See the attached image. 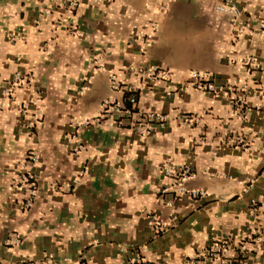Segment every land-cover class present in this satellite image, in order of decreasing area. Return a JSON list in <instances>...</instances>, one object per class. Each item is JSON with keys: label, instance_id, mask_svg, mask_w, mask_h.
Segmentation results:
<instances>
[{"label": "crops", "instance_id": "0c3cea01", "mask_svg": "<svg viewBox=\"0 0 264 264\" xmlns=\"http://www.w3.org/2000/svg\"><path fill=\"white\" fill-rule=\"evenodd\" d=\"M217 1L0 0V261L264 264V0H234L242 31ZM154 65L169 76L148 81ZM112 73L141 87L132 114L103 107L127 97ZM143 111L168 120L139 133ZM184 163L182 191L167 169ZM25 171L38 185L27 209Z\"/></svg>", "mask_w": 264, "mask_h": 264}, {"label": "built area", "instance_id": "2783aa9c", "mask_svg": "<svg viewBox=\"0 0 264 264\" xmlns=\"http://www.w3.org/2000/svg\"><path fill=\"white\" fill-rule=\"evenodd\" d=\"M72 9L77 6V0H71L70 2ZM71 9V10H72ZM214 10L219 13L227 14L231 16V18L236 22L237 27L240 31L244 30L249 24L244 19V9L234 0H218L214 4ZM263 31L264 32V24ZM153 42L152 36L148 35L146 38H144V45H150ZM252 60L251 57H247L245 61ZM162 73L161 75L164 77L169 76V71L164 70L162 67L158 65H154L150 67L147 70V79L148 81L150 79H154L159 73ZM192 76L194 78L193 84L198 86L199 88L209 90L212 92H220L222 90L221 86H218L217 84L210 82L207 80V75L200 71H193ZM26 76L22 72H16L15 75L6 80V84L2 88V94L5 96H10L15 87L23 82L25 80ZM139 79V78H138ZM109 83L114 90H123L125 93L126 100L125 104L118 102L115 99L108 98L103 102V107L105 108V111H111L112 109L116 111H124L127 114H132L134 112V107L136 106L138 102L137 98V88L141 89V87H134L132 84H127L120 80L114 73L110 74L109 76ZM181 118L184 123L192 124L195 121V117H193L190 114H183L181 115ZM168 120V116L162 112L159 111H143L139 114L138 119L136 120L135 126L136 130L139 133L142 134H149L153 131H155L157 128L162 127L165 125L166 121ZM29 126H32L30 123ZM37 156L33 155V159L37 160ZM167 171L170 173H175L176 177L178 179V185L181 187V190L183 189V183L188 178L193 177L195 175V171L193 167L188 164L184 163L179 165L178 167H169ZM19 185L22 188H25L26 192L23 198V207L25 209L30 208L37 195V181L34 176V174L30 171H25L20 176ZM202 191H191L193 194H200ZM153 219L155 223L157 224V231H161L164 228L163 222L158 219L157 216L153 215ZM12 244H17L19 242V237H14L9 240ZM223 244L224 242H217L210 248V253L214 255H220V252L223 250ZM0 264H14L13 262L10 263H3L0 261ZM130 264H145L142 260V258L137 257L135 258ZM186 264H197L196 258L190 259Z\"/></svg>", "mask_w": 264, "mask_h": 264}]
</instances>
